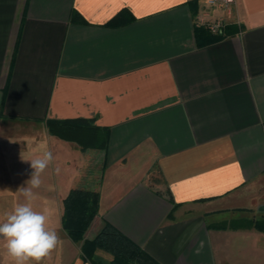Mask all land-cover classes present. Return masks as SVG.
Returning <instances> with one entry per match:
<instances>
[{
    "label": "crops",
    "instance_id": "0c3cea01",
    "mask_svg": "<svg viewBox=\"0 0 264 264\" xmlns=\"http://www.w3.org/2000/svg\"><path fill=\"white\" fill-rule=\"evenodd\" d=\"M205 7L0 0V198L53 153L34 192L59 201L62 238L43 264H90L61 224L73 187L99 193L86 239L108 222L160 264H264V0L212 8L216 35L196 30Z\"/></svg>",
    "mask_w": 264,
    "mask_h": 264
},
{
    "label": "trees",
    "instance_id": "16d2710c",
    "mask_svg": "<svg viewBox=\"0 0 264 264\" xmlns=\"http://www.w3.org/2000/svg\"><path fill=\"white\" fill-rule=\"evenodd\" d=\"M196 30L208 32L201 26H196ZM46 124L50 131L56 133L91 126L86 120H47ZM98 200V191L81 187L71 188L62 200V227L73 242L80 243L83 259L90 264H160L108 222L103 223L93 238L84 237L98 212ZM253 223L264 230V218ZM98 251L109 254L111 259L104 260L97 255Z\"/></svg>",
    "mask_w": 264,
    "mask_h": 264
},
{
    "label": "clouds",
    "instance_id": "9594fccd",
    "mask_svg": "<svg viewBox=\"0 0 264 264\" xmlns=\"http://www.w3.org/2000/svg\"><path fill=\"white\" fill-rule=\"evenodd\" d=\"M53 160V153L47 149L29 160L33 171L26 181L27 187L18 190L25 202L17 203L0 221V240L11 264H43L61 243L58 232L49 227L47 210L37 211L33 207L34 190L41 187L42 174ZM55 171L59 173L60 169Z\"/></svg>",
    "mask_w": 264,
    "mask_h": 264
},
{
    "label": "rangeland",
    "instance_id": "374dc122",
    "mask_svg": "<svg viewBox=\"0 0 264 264\" xmlns=\"http://www.w3.org/2000/svg\"><path fill=\"white\" fill-rule=\"evenodd\" d=\"M49 185L51 188L53 187V184H49ZM4 191L8 192L9 189L5 188ZM23 202H25L23 198L12 199L10 198V196H6V195L0 198V221L4 219L5 214L10 212L16 206L17 203H23ZM58 202L55 199H51L50 201L48 199H42L41 197H37L36 194V199L33 201V207L35 210L36 209L40 211H42V209L47 210V213L49 215V225H51L54 230L58 229L57 232L60 235L61 231L58 227L60 225V218L57 210ZM1 244H3V240H0V245ZM103 254L105 257L106 253L103 252Z\"/></svg>",
    "mask_w": 264,
    "mask_h": 264
},
{
    "label": "built area",
    "instance_id": "2783aa9c",
    "mask_svg": "<svg viewBox=\"0 0 264 264\" xmlns=\"http://www.w3.org/2000/svg\"><path fill=\"white\" fill-rule=\"evenodd\" d=\"M233 4L234 0H206V7L195 15L196 26L204 27L211 34H219L225 26V20L224 17H213L211 9H221L227 16H230Z\"/></svg>",
    "mask_w": 264,
    "mask_h": 264
}]
</instances>
